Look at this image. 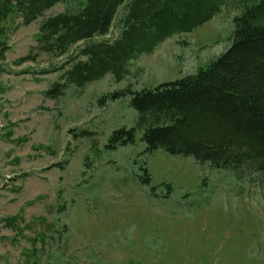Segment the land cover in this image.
Segmentation results:
<instances>
[{"label": "rangeland", "instance_id": "obj_1", "mask_svg": "<svg viewBox=\"0 0 264 264\" xmlns=\"http://www.w3.org/2000/svg\"><path fill=\"white\" fill-rule=\"evenodd\" d=\"M80 5L59 3L46 14ZM125 5L108 34L89 43L119 37ZM239 11L221 5L130 60L122 80L106 74L58 99L43 91L72 57L84 59L85 43L56 57L37 47L41 17L28 25L17 18L15 29L4 23L0 264H264L263 175L147 151L139 131L133 143L107 147L114 130L135 126L127 89L194 74L229 46Z\"/></svg>", "mask_w": 264, "mask_h": 264}, {"label": "trees", "instance_id": "obj_2", "mask_svg": "<svg viewBox=\"0 0 264 264\" xmlns=\"http://www.w3.org/2000/svg\"><path fill=\"white\" fill-rule=\"evenodd\" d=\"M68 2L81 5L75 11L46 14ZM124 3L119 37L89 43L108 34ZM224 4L240 6L233 16L229 46L194 74L150 88L127 89L135 126L114 130L107 147L131 144L139 131L147 151L162 148L191 156L238 177L264 176V0H0V57L7 48L4 23L15 29L18 24L11 22L17 18L23 25L42 18L37 47L53 56L85 43L79 52L84 59L71 55V65L43 91L44 97L58 99L68 86L80 89L106 74L122 80L130 60L150 53L173 33L193 30Z\"/></svg>", "mask_w": 264, "mask_h": 264}]
</instances>
